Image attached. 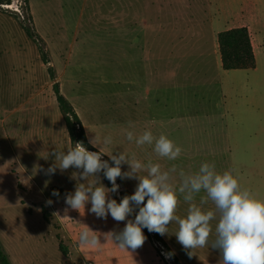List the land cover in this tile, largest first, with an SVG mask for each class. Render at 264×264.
<instances>
[{
    "label": "rangeland",
    "instance_id": "1",
    "mask_svg": "<svg viewBox=\"0 0 264 264\" xmlns=\"http://www.w3.org/2000/svg\"><path fill=\"white\" fill-rule=\"evenodd\" d=\"M240 16L255 24L247 28L259 49L256 67L223 70L218 34L239 27ZM26 26L39 38H30ZM164 51L167 58L157 55ZM167 72L169 81L161 83ZM54 83L78 114L88 142L112 138L110 145L89 142L96 151L124 152L186 173L214 163L221 173L234 169L241 186L264 199V0H3L0 242L12 264H176L144 232L147 239L135 251L105 235L122 231L127 220L97 218L91 203L84 212L66 205V194L87 181L73 178L82 172L75 167L46 174L55 162L51 153L73 147ZM146 130L173 140L181 156L169 161L154 152V144L137 146L126 137V131L138 137ZM102 160L114 166L108 155ZM173 182L179 185L178 173ZM116 183L109 198L120 202V193L128 187L134 193L139 181L118 177ZM179 200L176 215L185 218L190 205ZM203 207L214 209L211 201ZM217 222L211 221L208 245L191 257L174 235L178 224H169L165 243L179 264H220V250L211 247ZM84 231L98 236L100 245L82 244Z\"/></svg>",
    "mask_w": 264,
    "mask_h": 264
},
{
    "label": "clouds",
    "instance_id": "2",
    "mask_svg": "<svg viewBox=\"0 0 264 264\" xmlns=\"http://www.w3.org/2000/svg\"><path fill=\"white\" fill-rule=\"evenodd\" d=\"M129 126L134 127L131 122ZM126 137L129 141L135 139L137 146L154 144V152L169 161L177 160L183 151L166 135L155 137L150 130L138 137L133 131H126ZM89 142L93 147H98L100 143L110 145L112 138L107 136L101 140L95 136ZM51 155L55 157V162L46 170V174L52 175L57 169L63 172L75 167L82 169V172H74L73 178L87 181L86 184L77 183L74 193L66 194V205L84 212L85 205L91 203L89 211L97 218L106 220L111 215L117 222L127 220L119 233L105 234L121 249L135 251L142 247L147 239L143 233L144 228L164 236L169 233V224L175 222L179 227L174 235L191 257L196 249L208 245L213 231L211 221L218 220L215 226L216 238L211 247L220 250V264H264V199L243 188L238 175H234V169L221 173L216 170L214 163L205 162L195 173H186L183 169L178 171L176 165L162 170L159 163L149 161L145 164L124 152L113 155V152L102 153L100 148L99 151H89L82 142H77L66 152L55 150ZM103 155H108L114 166L102 160ZM122 164H128L130 170L122 171ZM101 171L111 182V188L99 182L97 174ZM141 172L146 175H141ZM177 173L178 186L173 182L174 174ZM90 177L94 178L91 182ZM118 177L139 181L134 194L125 195L119 203L109 198L110 193H116L119 189L116 183ZM202 191L206 195L197 204L194 202L195 197ZM52 195L59 196V192L54 190ZM179 196L190 205L185 218L176 215ZM209 201L214 205L213 210H205L203 207ZM46 203L51 205L53 201L48 200ZM136 208L139 211L134 220L127 219ZM80 242L91 247L100 245L98 236L90 235L89 231L80 235ZM171 255L165 254L166 258H171Z\"/></svg>",
    "mask_w": 264,
    "mask_h": 264
},
{
    "label": "trees",
    "instance_id": "3",
    "mask_svg": "<svg viewBox=\"0 0 264 264\" xmlns=\"http://www.w3.org/2000/svg\"><path fill=\"white\" fill-rule=\"evenodd\" d=\"M24 2L28 3V0H24ZM0 4H3V0H0ZM24 28L30 38L33 39L35 36L36 39L39 38L38 35H35L36 33H33L29 27L26 26ZM218 45L223 70H250L256 67V59L252 47L251 36L247 27L231 28L220 32L218 34ZM53 89L60 112L63 115V120L72 146L74 147L77 142H82L89 151H96L87 140L85 129L81 124L78 114L68 100L62 95L59 84L54 83ZM110 163L113 165L112 161H110ZM99 174L102 176L106 185L111 187V182L104 177L103 171ZM120 194L122 198L125 195H132V193L128 190H123ZM115 198L119 202L117 197ZM138 211L139 209L136 208L135 212L138 213ZM131 217L134 219L135 214L133 213ZM143 232L151 241L161 242L164 245L165 250L172 254L171 257L174 259L175 263L179 264L175 254L168 247L160 234L149 232L147 228H144ZM0 264H12L10 257L3 248L1 242Z\"/></svg>",
    "mask_w": 264,
    "mask_h": 264
},
{
    "label": "crops",
    "instance_id": "4",
    "mask_svg": "<svg viewBox=\"0 0 264 264\" xmlns=\"http://www.w3.org/2000/svg\"><path fill=\"white\" fill-rule=\"evenodd\" d=\"M238 20H242V22L243 23H241V24H238V25H240V26H242V27H247V25H255L254 24V22H249V21H245L244 20V18L242 17V16H240V18L238 19ZM239 26V27H240ZM249 30V29H248ZM250 32V31H249ZM250 36H251V33H250ZM251 42H252V47H253V51H254V55H255V59H256V57H257V52L259 51V49L257 50V48L255 47V45H254V43H253V40H252V36H251ZM165 52V51H164ZM164 52H158L157 53V55L158 54H160V56L159 57H163V58H167V55H168V52L166 51L165 52V54L166 55H164ZM149 57H150V59H153V55H152V53H150V55H149ZM154 57H156V56H154ZM154 72H156V71H154ZM155 74L152 72L151 74H150V76L151 77H153ZM168 75H169V73L167 72V75L163 78V79H161L160 81H161V83H164V82H166V81H169V77H168ZM177 75H178V68H175V70L174 71H172V78H173V80L175 81L176 79H177ZM152 81H153V79H152ZM179 82L178 81H176V82H174L173 84H178ZM167 84V83H166ZM198 85H199V82H198ZM152 87L153 86H151V90H152ZM150 92V91H149ZM101 176V175H100ZM101 178H102V176H101ZM103 179V178H102ZM104 181V180H103ZM123 181V180H122ZM105 182V181H104ZM106 184V183H105ZM128 191H130V189H129V187H128V189H127ZM132 194H134L132 191H130ZM162 238H164V241L166 240L167 242H168V240H167V238L165 237V235L162 237ZM169 243V242H168Z\"/></svg>",
    "mask_w": 264,
    "mask_h": 264
}]
</instances>
